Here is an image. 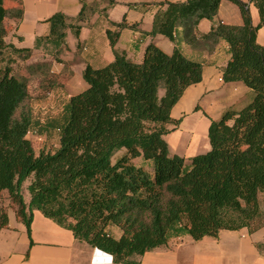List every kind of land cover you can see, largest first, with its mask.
Segmentation results:
<instances>
[{
    "label": "trees",
    "instance_id": "obj_1",
    "mask_svg": "<svg viewBox=\"0 0 264 264\" xmlns=\"http://www.w3.org/2000/svg\"><path fill=\"white\" fill-rule=\"evenodd\" d=\"M222 1L161 3L147 34L164 35L174 50L167 53L150 42L140 62L116 48L121 31L135 26L125 19L110 21L116 26L107 29L114 59L99 68L85 67L88 86L65 106L58 147L37 152L29 137L34 124L29 80L14 74L12 66L13 54L28 56L33 49L6 41V19H21L23 10L0 0V194L8 191L29 233L37 209L72 230L77 240L113 255L116 263L138 264L136 258L171 237L200 240L218 237L221 230L264 226L259 198L264 191V44L257 40L264 28V0H229L240 8L242 22L220 21L199 32L200 22L213 20ZM106 2L104 12L117 0ZM251 4L259 13L256 24ZM94 11V3L82 0L74 21L56 12L47 19L49 33L37 37L35 47L62 60L67 29L78 38ZM221 42L231 54L224 80L242 81L253 97L212 120L211 149L187 159L171 152L165 136L175 122L173 106L202 80L204 64L187 56L181 45L212 52ZM138 157L151 160V169L138 165ZM27 181L29 204L22 192ZM7 224L2 210L0 230Z\"/></svg>",
    "mask_w": 264,
    "mask_h": 264
},
{
    "label": "crops",
    "instance_id": "obj_2",
    "mask_svg": "<svg viewBox=\"0 0 264 264\" xmlns=\"http://www.w3.org/2000/svg\"><path fill=\"white\" fill-rule=\"evenodd\" d=\"M84 1L94 3L95 11L84 22L78 38L71 28L67 29V48L61 54L62 60H52L51 66V71L63 85L49 93L50 104L45 107L46 112H56L63 100L60 111L65 115L69 98L88 86L83 78L85 67L90 64L99 68L114 59L107 29L114 30L116 26L110 21L125 19L135 26L121 31L116 48L125 50L136 62L143 59L150 42L167 53L174 50V42L164 35L151 36L147 32L153 29L161 3L184 0H117L106 12L102 10L107 5L106 0ZM4 4L10 9L23 10L21 19H6V41L19 48H32L34 53L42 52L35 43L37 37L49 33V17L63 12L74 21L82 8V0H4ZM250 11L253 22L258 23L259 13L253 4ZM220 21L241 23L238 5L223 0L216 17L203 19L198 30L206 33ZM257 40L264 44V28L259 29ZM181 48L187 56L203 61V78L190 85L173 106L171 116L175 122L170 125L171 131L165 138L172 153L190 159L211 149V121L219 119L229 108L239 109L248 104L253 91L242 81L224 80L223 68L231 57L226 42H221L212 52L195 50L186 43ZM28 185L27 181L22 189L27 204L30 202ZM259 198L264 211V191ZM2 210L7 213L8 224L0 230V264H93L88 244L77 240L72 230L62 227L40 210L33 211L29 233L7 190L0 194V212ZM94 257V264H109L113 260L100 249H96ZM140 261L141 264H264V226L255 231L246 227L221 230L218 237L205 236L200 240H194L190 235L171 237L167 244L146 252Z\"/></svg>",
    "mask_w": 264,
    "mask_h": 264
},
{
    "label": "rangeland",
    "instance_id": "obj_3",
    "mask_svg": "<svg viewBox=\"0 0 264 264\" xmlns=\"http://www.w3.org/2000/svg\"><path fill=\"white\" fill-rule=\"evenodd\" d=\"M41 50L42 52H32L28 56L24 54H13L14 62L12 63L14 74L28 77L29 80V91L32 96L34 110V124L29 132V137L37 152L41 149L54 150L58 147L60 136L59 127L63 123L65 117L64 113L60 111L61 107H63V100L60 101L61 106L56 112L45 111V107L50 104L48 102L49 93L57 88V86H51L50 81L55 80L57 83L59 82V78L51 71L52 60H55V57L44 49ZM135 162L138 165L145 166L146 169H151V160L138 157L135 159ZM112 233L117 237L120 236L118 228H113ZM88 246L92 251V263L94 264L96 247ZM136 260L138 264H141L140 257L136 258ZM109 264L122 263H116L113 260V262Z\"/></svg>",
    "mask_w": 264,
    "mask_h": 264
},
{
    "label": "water",
    "instance_id": "obj_4",
    "mask_svg": "<svg viewBox=\"0 0 264 264\" xmlns=\"http://www.w3.org/2000/svg\"><path fill=\"white\" fill-rule=\"evenodd\" d=\"M96 249H99V248H96ZM101 250V249H100ZM102 251V250H101ZM104 252V251H103Z\"/></svg>",
    "mask_w": 264,
    "mask_h": 264
},
{
    "label": "clouds",
    "instance_id": "obj_5",
    "mask_svg": "<svg viewBox=\"0 0 264 264\" xmlns=\"http://www.w3.org/2000/svg\"><path fill=\"white\" fill-rule=\"evenodd\" d=\"M105 252V251H104ZM105 253H107V252H105ZM111 255V254H110ZM113 256V255H112Z\"/></svg>",
    "mask_w": 264,
    "mask_h": 264
},
{
    "label": "built area",
    "instance_id": "obj_6",
    "mask_svg": "<svg viewBox=\"0 0 264 264\" xmlns=\"http://www.w3.org/2000/svg\"><path fill=\"white\" fill-rule=\"evenodd\" d=\"M112 258H113V256H112ZM112 262H113V260H112Z\"/></svg>",
    "mask_w": 264,
    "mask_h": 264
}]
</instances>
